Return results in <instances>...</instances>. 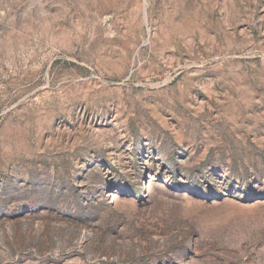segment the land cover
Segmentation results:
<instances>
[{"label": "rangeland", "instance_id": "obj_1", "mask_svg": "<svg viewBox=\"0 0 264 264\" xmlns=\"http://www.w3.org/2000/svg\"><path fill=\"white\" fill-rule=\"evenodd\" d=\"M0 264H264V0H0Z\"/></svg>", "mask_w": 264, "mask_h": 264}]
</instances>
